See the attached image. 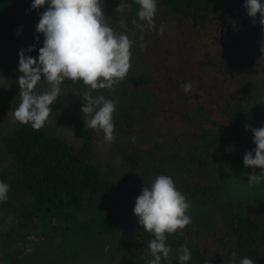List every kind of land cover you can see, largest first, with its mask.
<instances>
[{
    "label": "trees",
    "instance_id": "trees-1",
    "mask_svg": "<svg viewBox=\"0 0 264 264\" xmlns=\"http://www.w3.org/2000/svg\"><path fill=\"white\" fill-rule=\"evenodd\" d=\"M120 2L104 0L103 11L117 32L133 40L131 67L114 87L92 93L120 99L114 131L127 147L119 173L103 159L92 128L73 141L46 123L34 129L13 119L20 102L18 50L35 44L26 54L38 56L43 34L34 38L39 14L31 0H0V77L9 80L0 85V179L10 184L8 199L0 202V257L10 264H38L34 254L22 256L9 246L46 231L45 240L64 264L69 251L89 259L119 249L133 251L145 264L152 234L138 223L133 206L144 184L164 173L209 233L188 226L168 234L171 252L163 264H179L176 250L182 244L192 252L187 264H231L234 251L237 261L247 255L264 264V197L234 196L226 182L255 147L245 124L264 125L259 14L253 23L244 0H158L156 23L149 28L133 23L136 0H122L127 7L118 13ZM161 24L162 35L156 30ZM173 46L181 57H172ZM186 81L190 92L182 87ZM45 87L44 80L37 85ZM63 87L83 100L87 86L65 81ZM72 263L82 264L75 257Z\"/></svg>",
    "mask_w": 264,
    "mask_h": 264
},
{
    "label": "clouds",
    "instance_id": "clouds-1",
    "mask_svg": "<svg viewBox=\"0 0 264 264\" xmlns=\"http://www.w3.org/2000/svg\"><path fill=\"white\" fill-rule=\"evenodd\" d=\"M136 2L139 5L138 19L133 23L154 27L158 0ZM44 5L47 7L39 11ZM243 6L253 23L259 14V23L264 26V0H244ZM103 7L104 0H31V8L39 14L34 38L39 41L37 34H43V41L38 56L26 54L36 48L35 44L18 50L20 102L13 110L15 121L30 124L34 129L41 128L53 111L52 105L61 98L64 82L82 81L87 86L81 95L84 127L101 131L105 141L115 138L117 101L102 93H92L93 90L114 87L126 77L131 67L133 40L126 31L115 30ZM126 7L121 0L117 12ZM156 30L162 35L166 26L161 24ZM260 50L264 54V41H261ZM41 80L47 82L46 89H37ZM182 87L185 92H190L191 81L182 82ZM245 128L251 129L255 145L243 155L244 166L253 168L248 173V183L253 184L264 181V125L253 127L246 123ZM132 140L135 142L136 137ZM257 166L261 169L259 173L255 172ZM9 190L10 184L0 179V202L8 199ZM190 207L191 201L170 175L157 174L150 184H144L135 198L133 212L144 231L152 234L147 242L150 258L145 264H163L169 257L171 246L167 243V236L191 222ZM236 256L234 251L231 264H256L247 255L238 261ZM176 259L179 264H187L192 259L191 249L185 244L180 245Z\"/></svg>",
    "mask_w": 264,
    "mask_h": 264
},
{
    "label": "rangeland",
    "instance_id": "rangeland-1",
    "mask_svg": "<svg viewBox=\"0 0 264 264\" xmlns=\"http://www.w3.org/2000/svg\"><path fill=\"white\" fill-rule=\"evenodd\" d=\"M169 51L173 53L172 57H181L183 54L181 49L176 46L170 48ZM5 81L9 80L4 76L0 77V85L4 86L7 84ZM47 87L48 84L46 82L45 89ZM107 92L109 91L107 90ZM95 95H97V92ZM114 100L117 102L120 101V99L115 98ZM83 103V100L75 99L69 96V93L62 85L61 98H58L57 102L52 105L53 111L45 122L46 125L73 141H79L82 137L83 131L87 129V127H84V116L81 111ZM92 130L95 132V138L99 143L100 153L102 154L106 163L118 169L119 173L123 171L121 168L123 166V161L120 157V154L123 153L122 151L127 147H125L124 140L122 138L117 139V135H115V138L112 141H105L101 131L96 129ZM248 173L251 172L247 167L241 163L237 164L234 169L229 172L228 178L226 179L228 190H230L234 196L247 195L264 197V181L249 184ZM125 175H127L126 172ZM155 176L156 175H154V177ZM188 214L190 215L189 210ZM190 217L191 222L184 228L188 226H196V228L194 227L196 231L198 228H201V233L206 236L209 233L208 229L205 228L206 224L203 222L196 223V220H194L191 215ZM202 221H206V219ZM46 235V231H42L40 234L31 233L25 240H21L17 244L16 242L14 244L12 243V245L9 246V250L19 252L22 256L25 253H29V255L34 254L37 261H39L38 264H64L65 258L61 256L59 250L56 251L50 246L49 242L45 240ZM69 252L71 254L69 261L66 259L68 264H73L72 258L74 257L75 259L80 260L82 264H139L140 260L142 259V257L139 255H135L133 251H125L123 249L114 250L110 255L107 250H103L98 252L96 255H93L89 259L86 258L85 253L81 251H77L76 253L71 251ZM98 254L101 255L96 257ZM0 264L10 263L4 261L0 257Z\"/></svg>",
    "mask_w": 264,
    "mask_h": 264
}]
</instances>
